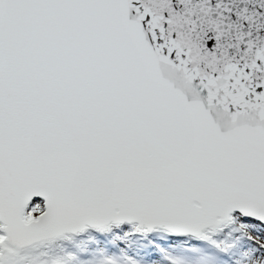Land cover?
I'll return each mask as SVG.
<instances>
[{
    "label": "snow or ice",
    "instance_id": "snow-or-ice-1",
    "mask_svg": "<svg viewBox=\"0 0 264 264\" xmlns=\"http://www.w3.org/2000/svg\"><path fill=\"white\" fill-rule=\"evenodd\" d=\"M0 264H264V0H0Z\"/></svg>",
    "mask_w": 264,
    "mask_h": 264
}]
</instances>
